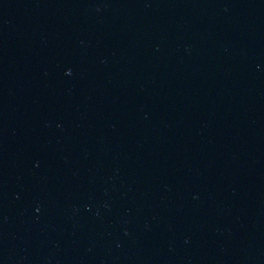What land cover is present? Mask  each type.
Here are the masks:
<instances>
[{"label": "water", "instance_id": "obj_1", "mask_svg": "<svg viewBox=\"0 0 264 264\" xmlns=\"http://www.w3.org/2000/svg\"><path fill=\"white\" fill-rule=\"evenodd\" d=\"M0 264H264V0H0Z\"/></svg>", "mask_w": 264, "mask_h": 264}, {"label": "clouds", "instance_id": "obj_2", "mask_svg": "<svg viewBox=\"0 0 264 264\" xmlns=\"http://www.w3.org/2000/svg\"><path fill=\"white\" fill-rule=\"evenodd\" d=\"M68 71H69V73H70V72H71V69H69Z\"/></svg>", "mask_w": 264, "mask_h": 264}]
</instances>
